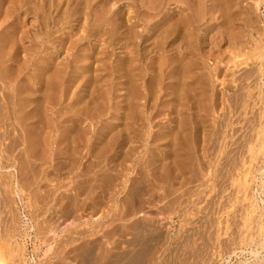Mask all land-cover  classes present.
<instances>
[{"label": "rangeland", "instance_id": "rangeland-1", "mask_svg": "<svg viewBox=\"0 0 264 264\" xmlns=\"http://www.w3.org/2000/svg\"><path fill=\"white\" fill-rule=\"evenodd\" d=\"M38 1L39 0H0V101L1 99L3 100L0 102V112L1 115L7 112V114L2 115L0 121L4 122L6 119L5 117H7L8 121L10 117L9 123L6 124H10L11 126L13 123V126L9 127L5 122H1L3 126H0V132L3 131L0 134V255L1 257L4 256L3 258L0 257V259L6 264H51V262L52 264H78V261H80L79 264H86L89 260L92 263L89 261L88 264H104L105 262V264H114L115 262H117L115 264H241V262H244L246 259H250L251 256L248 250L260 248L258 244H252L250 238H252L251 236L254 234L256 238L258 237L256 242L260 243L258 241L259 235L264 232V229L263 227L258 230L256 228L254 229V220L249 216L250 188H248L247 193L244 192L241 189V180L244 174H248V178H251L250 172H253L254 165L257 163L256 160L254 162L252 153L256 149L257 131L260 129L262 117L264 116V77L260 73L262 68L259 62L250 55L253 41H259V37L262 35L264 36V34H261V36L260 34H253L254 32L252 33L251 30V28H255L264 32L262 24L264 0H195L193 3H188L186 5L172 2L169 3V8H167L168 5L164 6V8L162 7L163 10L166 8L168 10L165 12L161 10L162 13L160 12V14L154 18L147 16L145 17V21L147 22L153 19L150 20L148 26H150L151 23L153 24H151V26H154V22H157V19L159 20L163 13H167L168 11L170 13L173 11L178 12V8L180 9L181 7L182 10L185 8L179 14L177 13L178 16H175L176 19L178 17V20H181L179 22V34H172V36L170 34H156L157 36H155V38V34H151L152 32H149V35L147 34L149 28H143L142 22L139 21L140 27L138 25L139 29H135H138L137 31H139L140 34H130L131 39L130 41H126V43V34H114V37L113 34L105 31V28H110V25H108L109 27L107 26L110 22H106L110 19L108 14L111 15L112 10L118 7L115 6L117 5L116 3L120 1L118 5H121L124 1L126 3H131L129 0H110V4L107 5V8L114 6L112 8L110 7V9H112L111 11L110 9L108 11L105 5L109 3V1L105 3L104 0H40L37 5ZM114 1H116L115 5L111 4L114 3ZM58 2L60 3V7ZM256 3H258L257 7ZM57 4L58 6H56ZM76 5L77 7H75ZM81 5H83V7H81ZM48 8H50L49 11ZM125 8L128 12L129 8L123 7L124 11ZM170 8L171 10H169ZM100 9H102V12ZM31 10H33L34 14ZM82 11H84L83 15L81 13ZM37 12L39 16H37ZM127 12L124 14L125 17L123 21L129 24L130 22H126ZM57 13L61 17L58 16ZM187 13L188 15H184ZM132 14L133 13H131V15ZM211 14L214 15L212 16ZM96 15L98 16L96 17ZM132 16L133 17H130L131 22H133L132 19L138 21L135 14ZM184 16L188 17L187 21ZM37 17L39 18L38 20ZM57 17L60 20L62 17L63 18L60 21L56 19ZM85 17H87V19ZM40 19H43V21H39ZM81 21L83 22L81 24L82 26L79 25ZM40 23L43 24L41 25ZM100 26L101 28H99ZM42 27H44V29ZM192 27L196 29L194 30ZM80 28L83 30L82 32L80 30L76 31ZM42 30L44 31L43 33ZM94 31H97L98 34ZM38 32L40 34H38ZM236 32L238 33L236 34ZM181 34L185 35V37ZM47 36L49 38H47ZM77 36L78 40H76ZM151 36L152 38L150 39ZM157 37H159V39ZM122 38L125 39L124 42H122ZM148 38L149 40H154L149 41ZM235 38L238 39L235 40ZM237 40H239L240 43ZM153 41L160 42V44L157 46V49L155 48L156 50L154 49V51L151 52L153 46H151V43ZM119 42L129 45L126 46L129 48H124V45L122 46ZM143 42H145V44ZM183 42H186V47L185 44L183 46ZM136 44H139V47H137ZM70 45L72 47H70ZM145 46L149 48V50L147 48L148 52L146 51L141 59L132 61V68H134L132 69L130 67L131 58L136 56V52L140 54L141 50L146 48ZM192 50H194V52ZM176 52H178V54ZM239 53L242 56L241 64L237 63V65H234V55H238ZM147 55L148 57H146ZM122 56L126 57L122 59ZM159 56L163 59L159 58ZM118 57L122 60L118 59ZM127 57L128 60H125ZM151 57H154L156 60ZM143 58H145V60H143ZM158 58L160 59V61L158 60L159 64L157 61ZM86 59L88 62H86ZM82 60L83 62H81ZM185 60L189 61L186 62ZM121 61L123 62L121 63ZM153 61L156 62L154 63ZM151 63H157L159 68L156 67L157 65H152ZM147 64L150 65L147 66ZM170 64L171 66L169 67ZM151 65L156 71L150 68ZM146 66L150 68L151 71ZM179 66H182V70ZM126 69H128V72ZM39 70L40 72L42 71L41 75ZM52 70H57L55 73L59 75L57 77L58 79L55 77V81H60L59 84L53 81L54 77L52 76ZM179 70L181 71L180 78H178L180 75ZM6 71H9L8 73L10 74L11 81L9 79L8 81L6 79L7 77L5 78L6 75H9ZM50 71L51 73H49ZM58 71L60 73H58ZM85 73L89 74L84 75ZM60 74H63V76ZM156 74L158 75L156 76ZM39 75L41 77H39ZM43 75L46 76L44 77ZM53 75H55L54 72ZM128 76L130 77L128 81L131 80L130 82H132V84L130 82L128 84ZM164 76L167 77L164 78ZM2 80L6 81L3 82ZM29 83H31V87ZM153 84L157 88L152 86ZM179 84H181L182 87L183 85L186 86L180 88L181 85L179 87ZM32 86L35 89H33ZM187 86L190 92H187L189 91L186 88ZM64 87H67V90H65ZM128 87L131 88V90ZM174 87L179 91L175 90ZM134 88L136 92L141 94L139 99L137 98L139 101H137V99L131 101L130 94ZM154 89L158 92L155 93ZM181 89H184L183 95H180L182 93H180ZM41 90L43 91L40 93ZM27 91L31 93H27ZM66 91L67 93H65ZM35 92L37 93L35 94ZM127 92H129V94ZM189 93L191 95L193 93L192 96H194V98H192ZM151 94L153 96H151ZM2 95L7 102L8 100L10 102L12 101L11 104H9L10 102L7 103ZM178 95H180L179 100L176 99ZM126 96L127 99H125ZM149 97L154 98L152 100ZM237 99L240 100H238L240 106ZM4 101L7 105L9 104L8 106L10 108L6 103L3 105ZM32 101L33 104H31ZM80 101L81 104H79ZM172 101H174V103ZM164 102L165 106L162 104ZM82 103H84V105H82ZM14 104L17 106L15 107ZM30 104L31 106H28ZM149 104H151V106ZM32 105H34V107H32ZM148 105L150 107L146 108ZM174 105H179V107L174 108ZM37 106L39 110H41L40 106H42L43 113L41 114V111L39 112L41 116L44 115L42 118L38 113V109L35 108ZM78 106L81 107V110L83 109V112L78 110L80 109ZM89 106L95 109L94 114L91 115H94L96 118V120H94L95 122L97 121L96 124H93V119L90 117L91 115L88 116L89 111H94V109L90 110L88 108ZM124 107L131 108V110L129 109L131 112L128 109V111L124 109ZM135 107L138 109L135 110ZM2 108L4 109L2 110ZM34 108L37 112L34 111ZM132 108L138 111V114L133 112L134 110L132 111ZM75 109L78 110L77 112H79V114L75 112ZM122 109L125 110V114H123L124 112ZM5 110L9 112H5ZM29 111L32 114L35 112L34 116L31 115ZM173 111L175 112V116ZM84 112L86 113L85 115ZM96 113L98 116H95ZM132 113L135 114L133 115ZM157 113L159 115H157V117L154 116ZM37 114L39 117L36 116ZM81 115H84L82 120ZM135 115L140 117H138V122ZM35 116L46 122L41 119L40 121L37 120L38 118L36 119ZM49 116L51 122L48 120ZM123 116L124 118L126 116L128 120L126 121V118L124 119ZM23 117H27L25 119H30L24 120ZM34 117L35 119L30 121L31 118ZM94 117L92 116V118ZM18 118L22 119L24 123L21 124V121L18 123L20 120ZM151 119L153 120L151 121ZM74 120L77 121V123H75ZM32 123H36L41 127L39 128L38 125L37 127L36 124V127H33ZM78 123L80 126H78ZM180 123H184L182 125V136H179L180 133L177 131V127L180 126ZM28 124L31 126H28ZM75 124H77L76 129L78 127L80 128V130H78L79 128L77 130L75 129L77 135L73 129ZM155 124L157 126H155ZM4 125L7 126L6 128L9 127V130L5 129ZM129 125H131L132 130ZM68 126L70 129H68ZM160 126H162V128H160ZM85 127H88L87 130ZM37 128L38 130H36ZM174 128H177V130ZM33 129L36 130L35 133L39 132L37 135L35 134L36 137H32L34 135ZM39 129H41V131L44 130L40 132ZM81 129H85V134ZM11 130H14L15 134L19 137L18 141L17 138L15 139L16 136L14 132L12 134ZM187 130L189 131L186 132ZM78 131L80 133L82 132L83 136ZM125 131L128 135L124 133ZM6 132H9L8 137L10 138H6ZM66 133H70L72 136L70 137L68 134V136H66ZM10 134L13 136V142L11 141L12 136ZM24 134L25 137L23 136ZM52 134H54V136ZM1 135L5 137L2 139ZM37 136L42 137L40 141ZM125 136H128L129 139ZM155 136L157 138L162 136L161 138L164 139L162 140L160 138L159 140H162L160 142L158 139H154ZM75 137H78L79 140H75ZM181 137L182 139L184 137L185 141H181ZM24 138H27L30 143ZM34 138H38L37 141H39V143H47V146L43 144L44 147H42L43 145L40 143L42 146L38 148L40 144L36 142ZM61 138H64L66 142L72 140V146L75 145L74 148L77 147L75 149L77 151H73V149L70 148L71 142L66 144ZM103 138H107V141ZM126 138L129 141L126 140ZM7 139H9L15 147L11 145V148L10 143L9 145L7 143ZM137 139L140 142L137 141ZM15 141L18 143H16L17 145ZM56 141L58 142L57 145H55ZM78 141L79 143H77ZM4 142L7 144V147ZM24 142L27 144V147ZM170 142L172 145H170ZM183 142H186V144ZM60 143H62V145ZM103 143H105V145ZM124 144L127 145L128 148ZM183 144L184 146L186 145V148ZM187 144L194 149L192 147L190 148ZM2 145L6 147V149ZM31 145L34 146V150L36 146L35 151L32 150L33 146L31 147ZM68 146L71 152H65L71 157H67V154L64 152ZM120 146L124 149H119ZM57 147L60 149L57 150ZM187 147L193 149V151ZM7 148H10V151L7 150ZM26 148L27 151H25ZM98 148H100L101 153L97 152ZM102 148L105 153H107H103L104 157H99L100 160L103 159V161L101 160V162L98 160V162L95 159H98L97 156L100 154L103 155ZM168 148L170 150L172 149V152L175 153L171 154ZM68 149L67 151H69ZM93 149L96 150V152H93ZM28 150H31V153H29ZM37 150H39V155H36ZM87 150L89 151L88 153ZM120 150L124 152V155ZM32 151L33 153L36 152L34 155L37 157H34ZM130 151L133 153H130ZM55 152H58L57 157L54 156L56 155ZM183 153L188 155H184ZM61 154H63V156ZM72 154L77 157H74ZM175 154L177 156L176 158ZM172 155H174L173 159L170 158ZM38 156H41L43 159H40ZM178 156H180L181 160ZM32 157L35 158L34 161ZM93 157L95 159H93ZM29 158H32V161H30L31 159ZM37 158H39L38 160L40 161H37ZM67 158L73 160L74 162L70 160L71 163L73 162L72 167L73 164L76 167L72 168ZM60 159H63V161ZM64 159H66V161ZM106 159L111 163L107 162L108 160ZM182 159L185 160L184 165L186 167L188 166V168L184 165L181 167V161L184 162ZM59 160L61 163H59ZM115 160L119 165L114 164ZM92 161L95 165H93L94 167L88 165H92ZM146 162L150 164H146ZM64 163L68 164L66 165L68 168H65ZM170 163H172V165ZM30 164L33 165L30 166ZM56 165L57 167L60 165L59 168L67 169L66 171L70 172V174H68V172L66 174L64 169L60 170L56 168ZM85 165L90 168H84L86 167ZM111 165L117 166V169L121 172L117 171L116 168H112V172L110 169L112 167ZM173 165H175V168ZM179 165L180 168H184L183 171L178 168ZM119 166H123L125 169ZM154 166H161L160 168H164L165 170L163 171L162 169V171H160V169H156ZM80 168H83L81 169L84 172L83 174L80 173L82 172ZM106 168L109 170L107 171ZM177 168L180 170L178 171ZM84 169H86V171L89 170V173ZM114 169H116L115 171L117 172H115ZM62 170L65 172H61ZM157 170L159 171L156 172ZM245 170H247V173H245ZM54 171L57 173L60 171L62 180H60V177L59 179L57 178L60 175ZM76 171H80L77 173L83 176L76 174ZM109 171L113 175L115 173V176L111 177L113 175H110ZM142 172L143 175L141 174ZM85 173L89 175L86 176ZM145 173L147 175H145ZM102 174L106 182H109L111 179L109 184L113 182L112 185L114 186H109V184L105 182V179L102 180ZM160 174H162V176H158ZM140 175L143 176V180L144 177L146 178L144 180L145 182L142 180L144 183L138 181L142 179ZM154 175L160 177L156 178L157 184L153 181L155 180ZM75 177L78 179H75ZM113 178L115 179L112 181ZM133 178L134 180H132ZM162 178L164 180H162ZM107 179L109 180L107 181ZM158 179L161 180V183L158 182ZM58 180L61 184L63 183L60 188H58L60 186V184H57V182H59ZM88 180L89 182L91 181L89 187L87 186ZM135 180L137 181L136 185L133 183ZM148 180L149 182L151 180L154 184L150 182L148 185ZM81 181L87 184L85 185L84 182ZM104 182L108 184L109 187H106ZM138 182L141 184L138 185ZM50 184L54 185L50 187L48 186ZM82 184L90 189L86 187L83 188L84 186ZM130 184H133V187H131L132 185ZM57 185L59 186L56 187ZM98 185L103 186L102 188L101 186L99 187L100 190L102 189L101 191L103 194H101V191L98 189ZM141 185L142 187L148 185V187L146 186L139 190L138 187ZM78 186L80 188H77ZM92 186L96 187L94 188L96 190L92 189ZM150 186L152 188L154 187V190L151 188L150 191ZM110 187L113 190H111ZM134 187L138 188L139 193H142L143 189L145 190L144 192L148 189L147 191H149V193L146 192L147 194L144 193L145 195H143V193L137 195L138 191L136 192ZM106 188L110 189V191ZM128 188H133V190H135L131 191L129 189L132 193L136 192L135 195L137 198L139 196V203L138 200H135L136 202L134 201L136 198V196H133L134 193L130 194V192H127L129 191ZM53 189L55 192H53ZM86 189H88V191ZM91 189L94 193H91ZM74 190L76 192L78 190L81 192L86 190L87 192L84 191L85 193H83L86 194V196L88 194L89 200L88 196L86 197L82 193V195L85 196L84 201V196L82 197L80 192V194H78V192L76 193ZM62 192L65 196L61 195ZM104 192H106L107 195ZM75 194L78 199H76ZM128 194L132 195L131 197H133L132 200L135 204H133V202L131 204L130 201L132 200H130L131 197ZM69 195L75 197L74 199L76 200L74 201ZM262 195L264 196V193ZM69 197L73 201H71ZM67 198H69V201L72 202L73 205L68 202ZM62 199L63 201H61ZM99 200L100 203L98 205ZM80 202H82L83 206ZM87 204L94 205V209H92L90 205L87 207ZM131 206L133 208H131ZM79 207L82 208V210H80ZM86 208H88L89 211L86 210ZM68 209H73L74 213ZM62 210H64V213ZM66 212L71 215H66ZM84 212H90V214L88 213L86 215ZM66 220L67 224L65 225ZM42 221L45 222L42 223ZM97 225L98 227H96ZM94 227L95 230H93ZM133 227L137 229H133ZM41 229L43 232H41ZM96 229L98 231H96ZM114 229H116V231ZM79 231H83L85 234L82 233L86 237L83 234L80 235L81 232ZM12 232L14 234H12ZM36 232H39V234ZM70 232H76V236L72 234V237H70ZM44 233L46 237L43 236ZM108 234H111V236ZM37 235L39 236L37 237ZM103 235L106 237L104 238ZM48 237L50 239H48ZM73 237L78 239H76L77 242ZM46 238L48 241L45 240ZM62 239L63 241L65 240L63 243ZM106 239H108V241ZM96 240H99V242ZM112 240L116 241H114L115 243H113V245L116 244L115 247L117 249L110 244ZM67 241H71L70 244L66 243ZM64 243H66L67 246ZM58 244L65 246H63V248L60 246L59 249ZM102 244H104V247ZM57 245L59 250L57 249ZM85 245L86 253L84 251ZM89 246L90 248L88 249ZM91 246L95 247V252ZM101 247L106 250H103ZM82 248L84 249L82 250ZM91 248L95 256L92 255ZM99 249H102V251H99L98 254L97 251ZM109 249L111 250L109 251ZM60 250L61 252L59 253ZM87 251H90V257L92 256L94 259L88 256ZM74 252H77L76 255H78L76 256ZM103 252L105 253L100 254ZM111 253L113 256L110 255ZM79 254L82 255L81 257L84 256V259H82L84 262L81 260V257H79ZM85 254L88 256L87 258H85ZM99 255L104 256V258L99 257ZM97 257L99 259H96ZM52 258H54V261ZM12 259L13 262H11ZM48 259H51L50 263H48L50 261ZM100 259H102V262ZM71 261H73V263H71Z\"/></svg>", "mask_w": 264, "mask_h": 264}, {"label": "bare ground", "instance_id": "bare-ground-1", "mask_svg": "<svg viewBox=\"0 0 264 264\" xmlns=\"http://www.w3.org/2000/svg\"><path fill=\"white\" fill-rule=\"evenodd\" d=\"M39 1H40V0H39ZM39 1H38L37 5L39 4ZM56 1H57V0H56ZM58 1H59V0H58ZM92 1H94V0H92ZM104 1H105V3H107V2L109 1V3L105 4V5H106V8H107V5L110 4V0H104ZM129 1H131V3H129V2L126 3V2L124 1L125 3L122 2L121 5H118V4H120L121 1H120L119 3H116V1H114V3H111V4H114V5H115V3H116L117 5H115V6H118V7H117L115 10L110 9V7L112 8V7H114V6H110L109 8H107L108 11H109V9H110V11L112 10V13H111V15L108 14V16H110V19H108L107 22H106V23L110 22V23L107 24V26L110 25V28H109V29L105 28V31H107V32H109V33H111V34H113V36H114V34H126V35H127V36H126V37H127V38H126L127 40L123 39L124 37L122 38V39H123L122 42H124V40H125V43H126V41H130V39H131L130 34H140V32L137 31V30L139 29V28H138L139 21L142 22L143 28H145V27H146V28H149V29L147 30V34L149 35V32H152L151 34H155L154 37L157 36L156 34H161V35H162V34H166V35H167V34H170L171 36H172V34H179V28H180L179 22H180L181 20H180V19L178 20V17H177V19H176L175 16H178L177 13L179 14L181 11H183V10L185 9V8H184V9L182 10V8L180 7V5H179L180 9L178 8V10H179L178 12H177V11H176V12L173 11L172 13H170V12L168 11L167 13H163V15L159 18V20L157 19V22H154V23H155L154 26H151L152 23L150 24V26H148V23L150 22V20H153V19H150L149 21L146 22V21H145V17H147V16L150 17V16H151V17L154 18V17L158 16V15L160 14V12L162 13V11H161V10H163L162 7L164 8V6H167V5H168L167 8H169V3H172V2H173V3H175V4L186 5V4H188V3H190V4L193 3L195 0H129ZM207 1H208V0H207ZM207 1H205V2H207ZM261 1H262V0H261ZM54 2H55V1H54ZM75 2H76V1H75ZM58 3H59V2H58ZM26 4H27V3H26ZM28 4H29V2H28ZM48 4H49V3H48ZM48 4H47V5H48ZM66 4H67V3H66ZM86 4H87V3H86ZM95 4H96V3H95ZM101 4H102V3H101ZM257 4H258V3H256V7L258 6ZM64 5H65V3H64ZM97 5H99V4H97ZM170 5H171V4H170ZM172 5H173V4H172ZM263 5H264V4H263ZM56 6H58V4H57ZM99 6H100V5H99ZM102 6H103V5H102ZM102 6H101V7H102ZM176 6H177V5H176ZM176 6H174V7H176ZM59 7H60V3H59ZM75 7H77V5H76ZM81 7H83V5H81ZM123 7H127V8H129L130 11H129V9H128V12H127V11H126V8H125V11H124V10H123ZM172 7H173V6H172ZM177 7H178V6H177ZM33 8H34V7H33ZM62 8H64V7H62ZM165 8H166V7H165ZM167 8H166L165 10H163V11L165 12L166 10H168ZM262 8H263V7H262ZM30 9H31V7H30ZM40 9H41V8H40ZM49 9H50V8H48V11H49ZM94 9H95V7H94ZM96 9H97V8H96ZM28 10H29V9H28ZM56 10H57V9H56ZM61 10H63V9H61ZM61 10H59V11H61ZM73 10H74V9H73ZM83 10H84V9H83ZM100 10H101V12H102V9H100ZM169 10H171V8H170ZM173 10H174V9H173ZM175 10H176V9H175ZM211 10H212V9H211ZM31 11H32V13H33V10H31ZM36 11H37V10H36ZM41 12H42V11H41ZM83 12H84V11L81 12L82 15H83ZM125 12H127L128 15H131V13L135 14L136 18H138V21H134V19H132L133 22H131V18H130V17H133V16H132L133 14H132L131 16H128V15L126 14V17H127L126 22H130V23H129V24H128V23H124L125 21H123V19H124V17H125V16H124ZM211 12H212V11H211ZM30 13H31V12H30ZM32 13H31V14H32ZM33 14H34V13H33ZM33 14H32V15H33ZM37 14H38L37 16H39V13H38V12H37ZM46 14H47V13H46ZM74 14H75V13H74ZM84 14H85V13H84ZM94 14H95V13H94ZM29 15H30V14H29ZM57 15H58V13H57ZM61 15H62V14H61ZM64 15H65V14H64ZM106 15H107V14H106ZM184 15H188V13H187V14H184ZM211 15L213 16L214 14H211ZM211 15H210V16H211ZM261 15H262V14H261ZM48 16H49V15H48ZM58 16H60V15H58ZM84 16H85V15H84ZM97 16H98V15H96V17H97ZM100 16H101V14H100ZM102 16H103V15H102ZM104 16H105V15H104ZM212 16H211V17H212ZM49 17H50V16H49ZM60 17H61V16H60ZM71 17H72V15H71ZM93 17H95V16H93ZM184 17H186V21H187V20H188V19H187L188 17H187V16H184ZM35 18H36V17H35ZM40 18H42V17H40ZM62 18H63V17H62ZM62 18H61V20H62ZM85 18L87 19V17H85ZM181 18H182V17H181ZM38 19H39V18L37 17V20H38ZM43 19H44V18H43ZM43 19H40L39 21H41V20L43 21ZM54 19H55V18H54ZM56 19H59V18L57 17ZM80 19H81V17H80ZM83 19H84V18H83ZM93 19H94V18H93ZM100 19H101V18H100ZM148 19H149V18H148ZM148 19H147V20H148ZM184 19H185V18H184ZM191 19H192V18H191ZM261 19H262V18H261ZM49 20H50V18H49ZM59 20H60V19H59ZM61 20H60V21H61ZM64 20H65V19H64ZM70 20H71V19H70ZM98 20H99V19H98ZM182 20H183V19H182ZM35 21H36V20H35ZM42 21H41V22H42ZM55 21H56V20H55ZM57 21H58V20H57ZM60 21H58V22H60ZM82 21H84V20H82ZM82 21H81V23H80L79 25H81V24L83 23ZM189 21H192V20H189ZM44 22H45V20H44ZM94 22H95V21H94ZM152 22H153V21H152ZM257 22H258V21H257ZM259 22H260V21H259ZM84 23H85V22H84ZM106 23H105V24H106ZM170 23H171V24H170ZM185 23H186V22H185ZM193 23H194V22H193ZM40 24L42 25L43 23H40ZM49 24H50V23H49ZM58 24H59V23H58ZM68 24H69V23H68ZM70 24H71V23H70ZM248 24H249V23H248ZM250 24H251V23H250ZM262 24H263V28H264V14H263ZM50 25H51V24H50ZM54 25H55V24H54ZM56 25H57V22H56ZM92 25H93V24H92ZM94 25H95V24H94ZM97 25H98V24H97ZM100 25H101V24H100ZM152 25H153V24H152ZM81 26H82V25H81ZM254 26H255V25H254ZM44 27H45V26H44ZM44 27H42V28L44 29ZM53 27H54V26H53ZM55 27H56V26H55ZM76 27H77V26H76ZM83 27H84V26H83ZM108 27H109V26H108ZM139 27H140V25H139ZM189 27H190V26H189ZM255 27H257V26H255ZM42 28H41V29H42ZM81 28H82V27H81ZM81 28H80V29H77L76 31L80 30V31L82 32L83 30H82ZM92 28H93V27H92ZM99 28H101V26H100ZM135 28H138V29L136 30ZM73 29H74V28H73ZM190 29H191V28H190ZM192 29L195 30L196 28H193V27H192ZM100 30H101V29H100ZM102 30H103V29H102ZM143 30H144V29H143ZM251 30H252V33L254 32L253 34H260V36H261V34H264V32H263V31H260L259 29H255V28L253 29V28H251ZM38 31H39V30H38ZM92 31H93V30H92ZM182 31H183V30H182ZM43 32H44V31L42 30V33H43ZM49 32H51V31H49ZM72 32H73V31H72ZM74 32H75V31H74ZM94 32L97 33V31H94ZM101 32H102V31H101ZM191 32H192V31H191ZM76 33H77V32H76ZM88 33H89V32H88ZM102 33H103V32H102ZM102 33H101V34H102ZM182 33H183V32H182ZM237 33H238V32H236V34H237ZM38 34H40V33L38 32ZM49 34H50V33H49ZM51 34H53V33L51 32ZM69 34H70V33H69ZM71 34H72V33H71ZM73 34H74V33H73ZM79 34H80V33H79ZM97 34H98V33H97ZM99 34H100V32H99ZM147 34H146V35H147ZM192 34H194V33H192ZM211 34H212V33H211ZM234 34H235V33H234ZM13 35H14V34H13ZM47 35H48V34H47ZM181 35H182V34H181ZM188 35H189V34H188ZM102 36H103V34H102ZM122 36H123V35H122ZM137 36H138V35H137ZM137 36H136V37H137ZM143 36H144V35H143ZM182 36L185 37V35H182ZM182 36H181V37H182ZM82 37H83V36H82ZM105 37H106V36H105ZM114 37H115V36H114ZM144 37H145V36H144ZM168 37H169V36H168ZM191 37H193V36H191ZM250 37H251V36H250ZM47 38H49V37L47 36ZM137 38H138V37H137ZM151 38H152V36L150 37V39H151ZM155 38H156V37H155ZM157 38L159 39V37H157ZM189 38H190V37H189ZM259 38H260L259 41H255V40L253 41L252 51H251V54H250V55H251L252 57H254V58L256 59V61L259 62L260 66H261V68H262V69L260 70V73H261V75L264 77V36L262 35V36L259 37ZM40 39L42 40L41 37H40ZM132 39H133V38H132ZM144 39H145V38H144ZM144 39H143V41H144ZM158 39H157V41H158ZM183 39H184V38H183ZM236 39H238V38H235V40H236ZM45 40H47V39H45ZM76 40H78V36H77V39H76ZM76 40H75V41H76ZM111 40H112V39H111ZM134 40H137V39H134ZM148 40H149V38H148ZM148 40H147V41H148ZM152 40H154V39H152ZM152 40H149V41H152ZM160 40H161V39H160ZM169 40H170V39H169ZM190 40H191V39H190ZM232 40H233V39H232ZM232 40H231V42H232ZM106 41H107V40H106ZM157 41H153L152 43L150 42V43H151V46L153 45L152 48H151V52H153L155 48L157 49V46L160 44V42L158 43ZM182 41H183V40H182ZM237 41L239 42V40H237ZM251 41H252V39H251ZM116 42H117V41H116ZM135 42H136V41H135ZM161 42H162V41H161ZM180 42H181V41H180ZM192 42H193V41H192ZM241 42H242V41H241ZM106 43H107V42H106ZM119 43H121V42H119ZM119 43H118V44H119ZM136 43H137V42H136ZM143 43L145 44V42H143ZM143 43H142V44H143ZM146 43H147V42H146ZM170 43H171V42H170ZM185 43H186V42H185ZM185 43L183 42V46H184ZM233 43H234V41H233ZM239 43H240V42H239ZM72 44H73V43H72ZM121 44H122V43H121ZM173 44H174V43H173ZM241 44H242V43H241ZM106 45H107V44H106ZM123 45H124V48H125L126 46H129V45H127V44H126V45H125V44H122V46H123ZM130 45H131V44H130ZM164 45H166V44H164ZM174 45H175V44H174ZM187 45H188V44H187ZM242 45H243V44H242ZM245 45H246V44H245ZM79 46H80V45H79ZM117 46H118V45H117ZM136 46L139 47V44H136ZM141 46H142V45H141ZM146 46H147V45H146ZM146 46H145V47H146ZM151 46H150V47H151ZM243 46H244V45H243ZM70 47H72V46L70 45ZM109 47H110V45H109ZM113 47H114V46H113ZM115 47H116V45H115ZM131 47H134V46H131ZM162 47H163V46H162ZM162 47H161V48H162ZM174 47H175V46H174ZM185 47H186V44H185ZM110 48H111V47H110ZM126 48H129V47H126ZM134 48H136V47H134ZM147 48H148V47H146V48H144V49L142 48L143 50H141V53H140V54H138L137 52H136V53L134 52V53L136 54V56H135L134 58H131V66H130L131 68H132V61L141 59V58H142V55H144L146 51L148 52L149 48H148V50H147ZM158 48H159V47H158ZM175 48H177V47H175ZM156 49H155V50H156ZM173 49H174V48H173ZM178 49H179V48H178ZM186 49H187V48H186ZM194 49H195V48H194ZM124 50H127V49H124ZM158 50H159V49H158ZM159 51H160V50H159ZM161 51H162V50H161ZM176 51H177V50H176ZM192 51L194 52V50H192ZM127 52H128V51H127ZM124 53H125V52H124ZM131 53H132V52H131ZM155 53H156V52H155ZM157 53H158V52H157ZM162 53H163V51H162ZM176 53L178 54V52H176ZM151 54H152V53H151ZM129 55H130V54H129ZM159 55H161V54H159ZM172 55H173V54H172ZM161 56H162V55H161ZM161 56H159V58H162ZM168 56H169V55H168ZM125 57H126V56H124V57L122 56L121 58L124 59ZM146 57H148V55H147ZM154 57H155V56H154ZM154 57H153V58L151 57V58L154 59V60H156ZM172 57H173V56H172ZM121 58L118 57V59L122 60ZM129 58H130V57H129ZM159 58L157 59V61H158V60L160 61ZM249 58H250V57H249ZM0 59H1V56H0ZM81 59H82V58H81ZM146 59H147V58H146ZM162 59H163V58H162ZM241 59H242V56H241L240 53H239L238 55L235 54V55H234V60H233V62L235 63L234 65H237V63H240V64H241ZM2 60H3V59H2ZM125 60H128V57H127V59H125ZM143 60H145V58H143ZM189 60H190V59H189ZM189 60H187V61H189ZM248 60H249V59H248ZM75 61H76V60H75ZM159 61H158V64H159ZM162 61H163V60H162ZM185 61H186V60H185ZM187 61H186V62H187ZM0 62H1V60H0ZM81 62H83V60H82ZM84 62H85V59H84ZM86 62H88L87 59H86ZM122 62H123V61H121V63H122ZM124 62H125V61H124ZM150 62H151V61H150ZM153 62L155 63L156 61H153ZM179 62H180V61H179ZM77 63H78V62H77ZM125 63H126V62H125ZM136 63H137V62H136ZM136 63H135V64H136ZM144 63H145V61H144ZM154 63H153V64L151 63V64H152V65H157V63H156V64H154ZM161 63H162V62H161ZM161 63H160V64H161ZM103 64H104V63H103ZM103 64H102V66H103ZM137 64H138V63H137ZM164 64H165V63H164ZM168 64H169V63H168ZM125 65H126V64H125ZM148 65H150V64H147V66H148ZM152 65H151V66H152ZM104 66H105V65H104ZM136 66H137V65H136ZM147 66H146V67H147ZM151 66H150V68H153V66H152V67H151ZM160 66H161V65H160ZM170 66H171V64L169 65V67H170ZM119 67H120V66H119ZM125 67H126V66H125ZM154 67H155V66H154ZM156 67H158V65H157ZM156 67H155V68H156ZM180 67H181V68H180ZM136 68H137V67H136ZM138 68H139V67H138ZM147 68H148V67H147ZM150 68H148V69L151 71ZM158 68H159V67H158ZM158 68H157V69H158ZM179 68L182 70V66H179ZM52 69H53V68H52ZM58 69H60V68H58ZM83 69H84V68H83ZM113 69H114V68H113ZM132 69H134V68H132ZM153 69H154V68H153ZM42 70H43V69H42ZM106 70H107V68H106ZM114 70H115V69H114ZM154 70H155V69H154ZM164 70H166V69H164ZM186 70H187V69H186ZM193 70H194V69H193ZM239 70H240V69H239ZM43 71H44V70H43ZM104 71H105V70H104ZM122 71H123V70H122ZM124 71H125V70H124ZM126 71L128 72V69H126ZM135 71H136V69H135ZM137 71H138V70H137ZM155 71H156V70H155ZM157 71H158V70H157ZM179 71H180V70H179ZM6 72L8 73L9 71H6ZM39 72H40V70H39ZM41 72H42V71H41ZM41 72H40V75L42 74ZM53 72H54L55 75H53ZM55 72H57V70H56V71H55V70H52V76L54 77V80H53V81H54L56 84H59L60 81H58V80H57V82L55 81V80H56L55 77L57 78L59 74L57 75ZM138 72H139V71H138ZM158 72H160V71H158ZM158 72H157V73H158ZM7 73H5V74H7ZM43 73H44V72H43ZM46 73H47V72H46ZM46 73H45V74H46ZM49 73H51V71H50ZM58 73H60V72L58 71ZM152 73H154V72H152ZM155 73H156V72H155ZM180 73H181V71L179 72V74H180ZM8 74H9V73H8ZM47 74H48V73H47ZM87 74H89V73H87ZM87 74L85 73L84 75H87ZM115 74H116V73H115ZM117 74H118V73H117ZM127 74H128V73H127ZM166 74H167V73H166ZM40 75H39V77H41ZM60 75L63 76V74H60ZM138 75H140V74H138ZM152 75H153V74H152ZM157 75H158V74H156V76H157ZM8 76H9V78H8ZM43 76H44V75H43ZM45 76H46V75H45ZM45 76H44V77H45ZM50 76H51V75H50ZM52 76H51V78H52ZM149 76H151V75H149ZM156 76H155V77H156ZM167 76H169V75H167ZM167 76H164V78L167 77ZM6 77H7V78H6ZM44 77H43V78H44ZM128 77H129V76H128ZM128 77H127V78H128ZM135 77H137V76H135ZM155 77H153V78H155ZM169 77H171V76H169ZM180 77H181V74L178 76V78H180ZM1 78H2V76H1ZM5 78H6L7 80H8V79L10 80V74H9V75H6ZM36 78H37V77H36ZM132 78H133V77H132ZM158 78H159V77H158ZM44 79H46V78H44ZM44 79H43V80H44ZM52 79H53V78H52ZM57 79H58V78H57ZM129 79H130V77L127 79V81H128ZM149 79H150V78H149ZM155 79H156V78H155ZM155 79H154V80H155ZM262 79H263V78H262ZM9 80H8V81H9ZM59 80H61V79H59ZM164 80H165V79H164ZM186 80H187V78H186ZM189 80H190V79H189ZM2 81L5 82L6 80H5V81L2 80ZM2 81H1V82H2ZM10 81H11V80H10ZM130 81H131V80H130ZM130 81H128V84H129ZM149 81H150V80H149ZM3 82H2V83H3ZM139 82H140V81H139ZM154 82H156V81H154ZM154 82H153V83H154ZM177 82H178V81H177ZM179 82H180V81H179ZM11 83H12V82H11ZM94 83H95V82H94ZM130 83L132 84V82H130ZM27 84H28V83H27ZM30 84H31V83H29V85H30ZM119 84H120V83H119ZM119 84H118V85H119ZM150 84H151V83H150ZM150 84H149V86H150ZM154 84H155V83H154ZM154 84H153L152 86H154ZM43 85H44V84H43ZM156 85H157V83H156ZM164 85H166V84H164ZM164 85H163V86H164ZM180 85H181V84H179L178 86L180 87ZM50 86H51V85H50ZM119 86H120V85H119ZM122 86H123V85H122ZM127 86H129V85H127ZM127 86H126V87H127ZM141 86H142V85H141ZM167 86H168V85H167ZM169 86H170V85H169ZM185 86H186V85H183V87H185ZM30 87H31V85H30ZM51 87H52V86H51ZM154 87H156V86H154ZM171 87H172V86H171ZM175 87H176V86H175ZM175 87H174V88H175ZM179 87H178V88H179ZM183 87H182V85H181L180 88H183ZM20 88H23V87H20ZM32 88H33V86H32ZM64 88H65V87H64ZM66 88H67V87H66ZM66 88H65V90H67ZM128 88H129V87H128ZM128 88H127V89H128ZM132 88H133V86H132ZM156 88H157V87H156ZM166 88H167V87H166ZM186 88H187V90H189V89H188V86H187ZM190 88H191V86H190ZM13 89H14V88H13ZM33 89H35V88H33ZM42 89H43V88H42ZM62 89H63V88H62ZM95 89H96V88H95ZM127 89H126V90H127ZM129 89L131 90V88H129ZM139 89H140V88H139ZM162 89H163V88H162ZM15 90H16V88H15ZM154 90H155V89H154ZM175 90H177V89L175 88ZM23 91L26 92L25 90H23ZM42 91H43V90H41L40 93H41ZM61 91H62V90H61ZM88 91H89V89H88ZM128 91H129V90H128ZM177 91H179V90H177ZM183 91H184V89H181L180 93H181V92H182V93H181L180 95H183V94H184ZM62 92H63V91H62ZM62 92H61V93H62ZM129 92H130V91H129ZM129 92H127V93L129 94ZM152 92L154 93L153 90H152ZM156 92H158V91L155 90V93H156ZM174 92H175V91H174ZM187 92H190V90L187 91ZM191 92H194V91H191ZM16 93H17V92H16ZM27 93H31V92H28V91H27ZM36 93H37V92H35V94H36ZM65 93H67V91H66ZM150 93H151V92H150ZM25 94H26V93H25ZM47 94H48V93H47ZM176 94H177V93H176ZM176 94H175V95H176ZM189 94H190V93H189ZM16 95H17V94H16ZM61 95H62V94H61ZM63 95H65V94H63ZM140 95H141V94L138 93V92H136V91H135V88H134V90H133L132 93L130 94L131 101H133V100H135V99H137V98L139 99V96H140ZM180 95H178L176 99L179 100V99H180V98H179ZM190 95H191V94H190ZM192 95H193V93H192ZM192 95H191V97L194 98V96H192ZM151 96H153V95L151 94ZM154 96H155V94H154ZM165 96H166V95H165ZM2 97H3V95H2ZM175 97H176V96H175ZM191 97H190V98H191ZM0 98H1V97H0ZM3 98L5 99V97H3ZM88 98H89V97H88ZM105 98H106V96H105ZM149 98L153 100L154 97H149ZM167 98H168V96H167ZM89 99H90V98H89ZM125 99H127V96H126ZM138 99H137V101H139ZM156 99H157V98H156ZM22 100H23V99H22ZM35 100H36V99H35ZM35 100H33V101H35ZM92 100H93V99H92ZM92 100H91V101H92ZM152 100H151V101H152ZM160 100H161V99H160ZM190 100H193V99H190ZM238 100H239V99H237V102H238V104H239V101H240V100H239V101H238ZM1 101H3V100L1 99ZM1 101H0V102H1ZM5 101H6V99H5ZM5 101H4L3 105L7 102V101H6V102H5ZM26 101H28V100H26ZM33 101L31 102V104H33ZM43 101H44V100H43ZM125 101H126V100H125ZM174 101H175V100H174ZM174 101H172V102L174 103ZM176 101H177V100H176ZM9 102H10V101L8 100L7 103H9ZM11 102H12V101H11ZM11 102H10L9 104H11ZM37 102H38V101H37ZM37 102H36V103H37ZM126 102H127V101H126ZM141 102H142V101H141ZM141 102H139V103H141ZM149 102H150V101H149ZM166 102H167V101H166ZM177 102H178V101H177ZM177 102H176V105H177ZM190 102H192V101H190ZM7 103H6V105H7ZM22 103H23V102H22ZM34 103H35V102H34ZM40 103H41V102H40ZM43 103H44V102H43ZM78 103H79V102H78ZM122 103H123V102H122ZM124 103H125V102H124ZM150 103H152V102H150ZM9 104H8V105H9ZM15 104H16V103H15ZM15 104H14V106H15ZM25 104H26V103H25ZM31 104L28 105V106H31ZM79 104H81V101H80ZM119 104H120V103H119ZM162 104L164 105L165 102L162 103ZM3 105H2V106H3ZM8 105H7V106H8ZM34 105H35V104H34ZM34 105H32V107H34ZM36 105H37V104H36ZM82 105H84V103H82ZM82 105H80V106H82ZM149 105L151 106V104H149ZM149 105H148V107H146V108H149V107H150ZM166 105H167V103H166ZM176 105H174V108L179 107V105H178V106H176ZM0 106H1V104H0ZM16 106H17V105H16ZM16 106H15V107H16ZM38 106H39V105H38ZM38 106L35 107V108L38 109ZM42 106H43V105H42ZM42 106H40V107H41V110L38 109V113H39L40 111H41V114L43 113V112H42V111H43V110H42ZM97 106H98V105H97ZM127 106H129V105H127ZM127 106H126V107H127ZM135 106H136V105H135ZM164 106H165V105H164ZM164 106H161V107H164ZM175 106H176V107H175ZM183 106H184V105H183ZM239 106H240V104H239ZM3 107L8 108L9 106H8V107L3 106ZM40 107H39V108H40ZM78 107H79V106H78ZM98 107H100V106H98ZM98 107H97V108H98ZM129 107H130V106H129ZM132 107H133V106H132ZM167 107H168V106H167ZM167 107H166V108H167ZM185 107H187V106H185ZM9 108H10V107H9ZM35 108H34V111H35ZM75 108H76V107H75ZM79 108H80V109H78V108H77V109L80 110V111L83 110V109L81 110V107H79ZM83 108H85V107H83ZM88 108H89L90 110H93V109H94V108L92 109V107L90 108V106H89ZM133 108H134V107H133ZM133 108H132V111L134 110ZM141 108H142V107H141ZM238 108H239V107H238ZM0 109H1V107H0ZM3 109H4V108H2V110H3ZM14 109H15V108H14ZM27 109H28V108H27ZM32 109H33V108H32ZM99 109H100V108H99ZM104 109H105V108H104ZM104 109H103V110H104ZM124 109H126V110H127V109L129 110V109H130V110H131V108H125V107H124ZM124 109H122V111L124 112L123 114L126 113ZM136 109H138V108L135 107V110H136ZM164 109H165V108H164ZM183 109H184V108H183ZM186 109H187V108H186ZM8 110H9V109H8ZM8 110H5V112L8 111ZM46 110H47V108H46ZM75 110H76V109H75ZM78 110H76L75 112L79 114V112H77ZM84 110H85V109H84ZM128 110H127V111H128ZM130 110H129V111H130ZM135 110H134L133 112H136V114H138V113H137L138 111H135ZM174 110H175V109H174ZM181 110H182V109H181ZM30 111H31V110H30ZM30 111H29V113H30L31 115H33V116H34L35 112H37V110H36V111L32 114ZM85 111H86V110H85ZM99 111H100V110H99ZM157 111H158V110H157ZM157 111H156V112H157ZM175 111H176V110H175ZM177 111H179V110H177ZM185 111H186V110H185ZM190 111H191V110H190ZM8 112H9V111H8ZM82 112H83V111H82ZM82 112H81V114H82ZM90 112H91V113H90ZM94 112H95V109H94V111H89V112H88V113H89L88 116H90L91 114H94ZM130 112H131V111H130ZM182 112H183V111H182ZM186 112H187V111H186ZM160 113H161V112H160ZM169 113H170V112H169ZM171 113H172V112H171ZM176 113H177V112H176ZM5 114H7V112H6ZM5 114H2V115H5ZM9 114H10V113H9ZM85 114H86V113L84 112V115H85ZM123 114H122V115H123ZM132 114L134 115L135 113H132ZM173 114H174V116H175V112H174V111H173ZM0 115H1V112H0ZM2 115H1L0 118H2ZM26 115H27V114H26ZM26 115H25V116H26ZM39 115H40V113H39ZM39 115L37 114L36 116L39 117ZM47 115H48V114H47ZM84 115H83V116H84ZM99 115H100V114H99ZM133 115H132V116H133ZM157 115H159V114L157 113V114L154 115V116L157 117ZM170 115H171V114H170ZM177 115H178V113H177ZM183 115H184V113H183ZM183 115H181V116H183ZM9 116H11V115H9ZM9 116H8V117H9ZM33 116H30V117H33ZM36 116H35V117H36ZM42 116H44V115H42ZM42 116L40 115L41 118H42ZM81 116H82V115H81ZM83 116L81 117V120L83 119ZM92 116L94 117V115H91V116H90L91 119H93V124H94V123L96 124L97 121H96V122L94 121V120H96V118H95V117L92 118ZM95 116H98L97 113H96ZM136 116H137V115H135V118L137 119V122H138V117H139V116H137V117H136ZM151 116H152V114H151ZM4 117H5V116H4ZM35 117H34V118H31L30 121H32L33 119H35ZM38 117H36V119H37ZM176 117L179 118L178 116H176ZM5 118H6L5 121H4L5 124H6V123H9L8 121H10L11 118L9 117L8 121H7V117H5ZM23 118H24V117H23ZM25 118H27V117H25ZM25 118H24V120H29V119H30V118H29V119H25ZM41 118H38L37 120L40 121ZM79 118H80V117H79ZM123 118H124V116H123ZM125 118H126V116H125ZM125 118H124V119H125ZM128 118H129V117H128ZM133 118H134V117H133ZM139 118H140V117H139ZM151 118H153V117H151ZM18 119H20V118H18ZM43 119H44V117H43ZM124 119H123V120H124ZM141 119H142V118H141ZM186 119H187V117H186ZM3 120H4V119H3ZM37 120H36V121H37ZM41 120H42V119H41ZM48 120H50V116H49V119H48ZM75 120H76V119H75ZM75 120H74V121H75ZM81 120H80V121H81ZM115 120H116V119H115ZM127 120H128V119L126 118V121H127ZM129 120H130V119H129ZM143 120H144V119H143ZM152 120H153V119H151V121H152ZM176 120H177V119H176ZM6 121H7V122H6ZM20 121H21V124L24 123V121L22 122V119H20L18 123H20ZM42 121H45V120H42ZM42 121H41V122H42ZM74 121H73V122H74ZM77 121H78V119H77ZM77 121H75V123H77ZM84 121H85V120H84ZM130 121H131V120H130ZM132 121H133V120H132ZM177 121H178V120H177ZM1 122H3V121H0V126H3V124H1ZM4 122H3V123H4ZM41 122H40V123H41ZM45 122H46V121H45ZM50 122H51V120H50ZM52 122H53V121H52ZM56 122H57V121H56ZM73 122H72V124H73ZM85 122H86V121H85ZM122 122H123V121H122ZM174 122H175V121H174ZM37 123H38V121H37ZM129 123H130V122H129ZM175 123H177V122H175ZM187 123H188V122H187ZM12 124H13V123H12ZM12 124H11V126H13ZM26 124H27V123H26ZM32 124H33V123H32ZM35 124H36V123H35ZM35 124H33V127L35 126ZM78 124H79V123H78ZM89 124H90V123H89ZM171 124H172V123H171ZM183 124H184V123H183ZM183 124L180 123V126H179V127H177L178 125L175 124V125H177L176 127L178 128V130H177V128H174V129H176V130L178 131V133H180L179 136H182L181 133L183 132V126H182ZM6 125H7V124H6ZM6 125H4V126H5V129H8L9 127H11L10 124H8L7 126H9V127L6 128V127H7ZM37 125H38V124H36V126H37ZM40 125H41V124H40ZM43 125H44V123H43ZM76 125H77V124H75V126H74L75 128L73 127L74 132H75V129H76ZM122 125H123V123H122ZM148 125H149V124H148ZM172 125H173V124H172ZM23 126H24V125H23ZM28 126H31V125L28 124ZM36 126H35V127H36ZM38 126H39V125H38ZM38 126H37V127H38ZM78 126H80V124H79ZM87 126H88V125H87ZM94 126H95V125H94ZM125 126H126V124H125ZM125 126H124V127H125ZM129 126H130V128H131V125H129ZM133 126H135V125H133ZM155 126H157V125L155 124ZM14 127H15V126H14ZM40 127H41V126H39V128H40ZM57 127H58V125H57ZM82 127H84V126H82ZM90 127H91V126H90ZM138 127H139V126H138ZM30 128H31V127H30ZM71 128H72V127H71ZM78 128H79V127H78ZM78 128H77V129H78ZM85 128H86V127H85ZM87 128H88V127H87ZM87 128H86V130H87ZM117 128H118V127H117ZM143 128H144V127H143ZM160 128H162V126H160ZM189 128H190V127H189ZM189 128H188V129H189ZM5 129H4V127H3L4 132H5ZM56 129H57V128H56ZM68 129H70L69 126H68ZM77 129H76V130H77ZM119 129H120V128H119ZM119 129H118V130H119ZM123 129H124V128H123ZM137 129H138V128H137ZM0 130H1V129H0ZM8 130H9V129H8ZM33 130H34V129H33ZM36 130H38V128H37ZM36 130H34V135H33L32 137H36L35 134L37 135V134L39 133V132H38V133H37V132L35 133ZM39 130H40V132H42L44 129H43L42 131H41V129H39ZM71 130H72V129H71ZM78 130H80V128H79ZM81 130H82V129H81ZM84 130H85V129H83L82 131H83L84 134H85V131H84ZM131 130H132V128H131ZM164 130H165V129H164ZM189 130H190V129H189ZM189 130H187L186 132H188ZM11 131H12V130H11ZM45 131H46V130H45ZM113 131H114V129H113ZM123 131H124V130H123ZM177 131H176V132H177ZM2 132H3V131H2ZM2 132H0V134H1ZM13 132H14V134H15V131H14V130L12 131V134H13ZM53 132H54V129H53ZM65 132H67V131H65ZM74 132H73V134H74ZM78 132H79V131H78ZM114 132H115V131H114ZM127 132H128V131H127ZM149 132H150V131H149ZM170 132H172V131H170ZM174 132H175V131H174ZM6 133H7V136H6V138H7L9 132H6ZM10 133H11V132H10ZM25 133H26V132H25ZM30 133H31V132H30ZM70 133H71V132H70ZM70 133H69V134L66 133V136L70 135ZM75 133H76V132H75ZM79 133H80V132H79ZM86 133H87V131H86ZM101 133H102V132H101ZM124 133H125L126 135H128V134L126 133V131H125ZM178 133H177V134H178ZM61 134H62V133H61ZM63 134H65V133H63ZM67 134H68V135H67ZM80 134H82V136H83V133H82V132H81ZM110 134H111V132H110ZM193 134H195V133H193ZM10 135H11V134H10ZM40 135H41V134H40ZM52 135L54 136V134H52ZM74 135H75V134H74ZM76 135H77V133H76ZM141 135H142V134H141ZM141 135H140V136H141ZM162 135H164V134H162ZM171 135H172V134H171ZM11 136H12V135H11ZM15 136H16V137H15ZM15 136H14L15 139L17 138V141H18L19 137L17 136V134H15ZM23 136L25 137V134H24ZM61 136H62V135H61ZM71 136H72V134L70 135V137H71ZM129 136H130V135H129ZM168 136H169L171 139H173L170 135H168ZM172 136H173V135H172ZM1 137H2V135H1ZM4 137H5V136H4ZM4 137H2V139H3ZM27 137H28V136H27ZM30 137H31V136H30ZM37 137H38V136H37ZM112 137H113V136H112ZM125 137H127V138L129 139L128 136H125ZM133 137H135V136H133ZM141 137H142V136H141ZM161 137H162V136H161ZM161 137L157 138V137L155 136L154 139L156 138V139H158V141H160L159 139H160ZM8 138H10V137H8ZM11 138H12V139H11V141H12V140H13V136H12ZM38 138H39V141H40L42 137L40 136V137H38ZM38 138H37V139L34 138V139H36V142L39 143V141H37ZM50 138H51V136H50ZM58 138H59V137H58ZM58 138H57V139H58ZM65 138H66V137H65ZM68 138H69V137H68ZM81 138H82V137H81ZM127 138H126V140H128ZM166 138H167V136H166ZM170 138H169V139H170ZM175 138H176V136H175ZM0 139H1V138H0ZM24 139H25V138H24ZM61 139H62V138H61ZM76 139L79 140L78 137H77V138L75 137V140H76ZM96 139H97V138H96ZM103 139H105V138H103ZM106 139H107V138H106ZM106 139H105V140H106ZM133 139H134V138H133ZM161 139H162V138H161ZM163 139H164V138H163ZM163 139H162V140H163ZM171 139H170V141L172 142ZM176 139H177V138H176ZM179 139H180V138H179ZM184 139H185L184 137H183V139H182V137H181V141H183ZM5 140H6V139H5ZM25 140L29 142V140H27V138H26ZM25 140H24V141H25ZM162 140H161V141H162ZM195 140H196V139H195ZM195 140H194V141H195ZM0 141H1V140H0ZM7 141H8V142H7L8 145H9V143H10V147L12 148L11 145H13V144H12L13 141L10 142L9 139H7ZM26 141H25V142H26ZM42 141L44 142L43 139H42ZM62 141H64V143L66 142V141L64 140V138L62 139ZM62 141H61V142H62ZM67 141H68V139H67ZM103 141H104V140H103ZM103 141H101V142H103ZM106 141H107V140H106ZM128 141H129V140H128ZM128 141H127V142H128ZM135 141H136V138H135ZM137 141H139V140L137 139ZM156 141H157V140H156ZM161 141H160V142H161ZM181 141H180V142H181ZM184 141H185V140H184ZM25 142H24V143H25ZM46 142H47V141H46ZM70 142H71L70 145L72 146V140H71V141L69 140V142H66V144H67V143L69 144ZM110 142H111V141H110ZM124 142H125V141H124ZM124 142H123V143H124ZM139 142H140V141H139ZM171 142H170V143H171ZM195 142H196V141H195ZM4 143H5V142H4ZM4 143H3V144H4ZM16 143H17V142L15 141V144H16ZM29 143H30V142H29ZM38 143H37V144H38ZM40 143L42 144V142H40ZM40 143H39V144H40ZM57 143H58V142L56 141L55 145H57ZM62 143H63V142H62ZM62 143H60V144L62 145ZM77 143H79V141H78ZM105 143H106V142H105ZM105 143H103V144L105 145ZM125 143H126V142H125ZM130 143H131V142H130ZM154 143H155V142H154ZM183 143L186 144V142H183ZM5 144H6V143H5ZM17 144H18V143H17ZM17 144H16V145H17ZM41 144L38 145L39 147H38V146H37V147L40 148V146H42L44 143H43L42 145H41ZM60 144H58V145H60ZM99 144H100V142H99ZM103 144H102V145H103ZM127 144H129V143H127ZM150 144H151V143H150ZM152 144H153V143H152ZM193 144H194V143H193ZM0 145H1V144H0ZM25 145H26V147H27V144H26V143H25ZM29 145H30V144H29ZM44 145L47 146V143L44 144ZM44 145H43L42 147H44ZM64 145H65V144H64ZM90 145H91V144H90ZM102 145H101V146H102ZM124 145H125V144H124ZM129 145H130V144H129ZM132 145H133V144H132ZM170 145H172V143H171ZM187 145H188V144H187ZM2 146H3V145H2ZM13 146H14V145H13ZM32 146H33V145H31V147H32ZM71 146H70V148L73 149V151H77V150H75L77 147L74 148L75 145L72 146V147H71ZM106 146H107V145H106ZM125 146L127 147V145H125ZM130 146H131V145H130ZM183 146H184V144H183ZM185 146H186V145H185ZM185 146H184V147H185ZM188 146H189V145H188ZM3 147H4V146H3ZM6 147H7V144H6ZM6 147H4V148L6 149ZM14 147H15V146H14ZM14 147H13V148H14ZM28 147H30V146H28ZM58 147H59V146H58ZM58 147H57V148H58ZM88 147H89V146H88ZM107 147H108V146H107ZM107 147H106V148H107ZM123 147H124V146H123ZM126 147H125V149H126ZM132 147H133V146H132ZM171 147H172V146H171ZM171 147H170V148H171ZM189 147H190V146H189ZM191 147H192V146H191ZM191 147H190V148H191ZM252 147H253V146H252ZM255 147H256V149L253 151V153H252V157H253V159H254V162H255V160H256L257 163L254 165L253 172H252V173L250 172V174L252 175V176L250 175L251 178H248V174H244V173H243L244 175H242L241 189H242L244 192L247 193V192H248V191H247L248 188H250V194H249V195H250V198H249L250 211H249V216L253 218L252 220H254V221H253V223L255 224L254 229L256 228V229L258 230V229H261V227H263V229H264V226H261V225H264V222H263V221H264V196L262 195V194L264 193V116L262 117V123H261L260 129L257 131V141H256V144H255ZM68 148H69V146L67 147V149H68ZM108 148H109V147H108ZM117 148H118V147H117ZM127 148H128V147H127ZM166 148H167V147H166ZM185 148H186V147H185ZM187 148H188V147H187ZM190 148H188V149H190ZM192 148H193V147H192ZM9 149H10V148H9ZM9 149L7 148V150H9ZM30 149H31V148H30ZM41 149H43V148H41ZM41 149H40V150H41ZM59 149H60V148H58L57 150H59ZM67 149H66V150L62 149V150H64V152L66 151L67 153H68V152L70 153V152H71V149H70V150L68 149L69 151H67ZM91 149H92V148H91ZM102 149H103V148H102ZM119 149H124V148H122V147L120 146ZM168 149H169V148H168ZM193 149H194V148H193ZM193 149H190V150L193 151ZM252 149H253V148H252ZM32 150H34V146H33V149H32ZM35 150H36V146H35ZM35 150H34V151H35ZM88 150H90V149H88ZM88 150H87V153L89 152ZM150 150H151V149H150ZM169 150H170V149H169ZM190 150H188V151H190ZM9 151H10V150H9ZM13 151H14V150H13ZM25 151H27V148H26ZM28 151H29V150H28ZM30 151H31V150H30ZM30 151H29V153H31ZM94 151L96 152V150L93 149V152H94ZM101 151H102V150H101ZM110 151H111V150H110ZM120 151H122V150H120ZM179 151H180V149H179ZM38 152H39V150H37V154H36V155H39ZM66 152H65V153H66ZM97 152H100V148H98ZM122 152H123V151H122ZM122 152H121V153H122ZM131 152H132V151H130V153H131ZM147 152H148V151H147ZM147 152H146V153H147ZM154 152H155V151H154ZM170 152H171V154L173 153V152H172V149L170 150ZM25 153H27V152H25ZM32 153H33V151H32ZM35 153H36V152H34L33 155H34ZM55 153H56V152H55ZM55 153H54V154H55ZM57 153H58V152H57ZM57 153H56V155H54V156L57 157V155H58ZM59 153H60V152H59ZM67 153H66V154H67ZM87 153H86V154H87ZM100 153H101V152H100ZM103 153H105L104 149H103L102 154H103ZM106 153H107V152H106ZM106 153H105V154H106ZM109 153H110V152H109ZM132 153H133V152H132ZM174 153H175V152H174ZM174 153H173V154H174ZM63 154H64V153H63ZM63 154H61V155L63 156ZM95 154H96V153H95ZM98 154H99V153H98ZM98 154H97V155H98ZM126 154H127V153H126ZM183 154H184V153H183ZM27 155H28V154H27ZM72 155H73V154H72ZM97 155H96V156H97ZM109 155H110V154H109ZM116 155H117V154H116ZM123 155H124V152H123ZM144 155H145V154H144ZM156 155H157V154H156ZM184 155H188V154L185 153ZM25 156H26V155H25ZM41 156H42V155H41ZM41 156H38V157H40V159H43V158H41ZM59 156H60V154H59ZM65 156H66V155H65ZM73 156H74V155H73ZM73 156H72V157H73ZM96 156H94V157H96ZM100 156L104 157V154H103V155L100 154L99 156H97L98 159H95L94 157H93V159H95V160L98 161V160H100V158H102V157H100ZM112 156H114V155H112ZM173 156H174V155H172L170 158L173 159ZM30 157H31V156H30ZM34 157H37V156L34 155ZM34 157H32V158H34ZM42 157H43V156H42ZM60 157H61V156H60ZM67 157H71V156H68V154H67ZM74 157H77V156H74ZM97 157H96V158H97ZM99 157H100V158H99ZM107 157H108V156H107ZM157 157H158V156H157ZM161 157H162V156H161ZM176 157H177V156H176V154H175V158H176ZM178 157L180 158V156H178ZM186 157H188V156H186ZM25 158H26V157H25ZM32 158H29V159H31L30 161H32ZM89 158H90V157H89ZM118 158H119V157H118ZM182 158H183V156H182ZM38 159H39V158H37L36 160H37V161H40V160H38ZM67 159H68V158H67ZM72 159H73V158H72ZM77 159H78V158H77ZM119 159H120V158H119ZM185 159H186V158H185ZM34 160H35V158L33 159V161H34ZM60 160H61V159H60ZM60 160H59V161H60ZM64 160L66 161V159H64ZM70 160H71V159H70ZM70 160L68 159L69 162H70ZM95 160H93V161H95ZM101 160L103 161V159H101ZM101 160H100V161H101ZM106 160H108V159H106ZM106 160H105V162H106ZM121 160H122V159H121ZM148 160H149V157H148ZM180 160H181V158H180ZM182 160H184V159H182ZM42 161H43V160H42ZM49 161H50V159H49ZM61 161H63V159H62ZM61 161H60L59 163H61ZM65 161H64V162H65ZM71 161H73V160H71ZM93 161H92V165H91V164H88V165L94 167L95 165H94ZM97 161H96V163H97ZM102 161H101V162H102ZM119 161H120V160H119ZM142 161H143V160H142ZM166 161H167V160H166ZM171 161H172V160H171ZM28 162H29V161H28ZM73 162H74V161H73ZM73 162H72V163H73ZM98 162H99V161H98ZM107 162H109V160H108ZM123 162H124V161H123ZM143 162H144V161H143ZM160 162H163V161H160ZM29 163H30V162H29ZM56 163H57V162H56ZM72 163H71V162L69 163V165L71 164V167H72ZM76 163H77V162H76ZM96 163H95V164H96ZM109 163H111V162H109ZM109 163H107V164H109ZM124 163H125V162H124ZM147 163H148V162H146V164H147ZM151 163H154V162H151ZM156 163H157V162H156ZM179 163H180V162H179ZM181 163H182V164H181ZM181 163H180V164H181V167H183L182 165H184L185 160H184V162L181 161ZM57 164H58V163H57ZM64 164H65V165H64ZM64 164H63V165L65 166V168H68V166L66 167V165H68V164H67V163H64ZM81 164H82V162H81ZM83 164H84V163H83ZM97 164H98V163H97ZM99 164H100V163H99ZM114 164H118V162L116 163V160H115V163H114ZM125 164H126V163H125ZM125 164H124V165H125ZM148 164H150V163H148ZM170 164L172 165V163H170ZM173 164H174V163H173ZM31 165H33V164H30V166H31ZM60 165H61V164H60ZM60 165H58V167H57V165H56L55 167H56V168H59ZM77 165H78V164H77ZM93 165H94V166H93ZM118 165H119V164H118ZM64 166H62V167H64ZM85 166H86V167H84V168L88 169L89 166H88V167H87V165H85ZM111 166H112V165H111ZM114 166H115V165H113L111 168H110L109 166H107V167H109V168L111 169V171L113 172L112 168H116V169L118 168L117 166H115V167H114ZM149 166H151V165H149ZM149 166H148V168H149ZM161 166H162V165H161ZM161 166H160V167H161ZM174 166H175V165H173V167H174ZM184 166H185V165H184ZM28 167H29V166H28ZM73 167H76V166L73 164ZM73 167H72V168H73ZM119 167H121V166H119ZM137 167H138V166H137ZM146 167H147V166H146ZM154 167H155V166H154ZM158 167H159V166H158ZM158 167H155V168H156V169H160V171H162V169H163V171L165 170L164 168H160V167L158 168ZM173 167H172V168H173ZM185 167H186V166H185ZM249 167H250V166H249ZM30 168H32V167H30ZM89 168H90V167H89ZM121 168L125 169L123 166H122ZM121 168H120V169H121ZM139 168H140V167H139ZM174 168H175V167H174ZM178 168H180V165H179ZM178 168H177V169H178ZM186 168H188V166H187ZM59 169L61 170V169H64V168H59ZM81 169H83V168H80V170H81ZM86 169H84V170L86 171ZM92 169H93V168H92ZM116 169H114V171H115ZM123 169H122V170H123ZM128 169H129V168H128ZM137 169H138V168H137ZM180 169H182V168H180ZM180 169H178V171H179ZM183 169H184V168H183ZM183 169H182V171H183ZM248 169H249V168H248ZM64 170H65V169H64ZM64 170H62L61 172H65L67 169H66L65 171H64ZM72 170H73V169H72ZM72 170H71V172H72ZM106 170H107V168H106ZM106 170H105V171H106ZM108 170H109V169H108ZM108 170H107V171H108ZM139 170H141V169H139ZM139 170H137V171H139ZM171 170H172V169H171ZM175 170H176V169H175ZM81 171H82V172H80V171H76V174H78L77 172H80V173L83 174V173H84L83 170H81ZM88 171H89V170H87L86 172H88ZM107 171H106V172H107ZM117 171H119V170L117 169ZM117 171H115V172H117ZM149 171H150V170H149ZM158 171H159V170H157L156 172H158ZM173 171H174V169H173ZM245 171H246L245 173H247V170H245ZM54 172H55V171H54ZM58 172H59V173H57V172H55V173H57V174L60 175V171H58ZM67 172H68V171H66V174H67ZM106 172H105V173H106ZM109 172H110V171H109ZM119 172H121V171H119ZM80 173H79V174H80ZM88 173H89V172H88ZM88 173H87V175H89ZM91 173H92V172H91ZM95 173H96V171H95ZM105 173H104V174H105ZM63 174H64V173H63ZM68 174H70V172H68ZM79 174H78V175H79ZM82 174H80V175H82ZM106 174H107V173H106ZM109 174H110V175H113V174H111V172H110ZM139 174H140V173H139ZM141 174L143 175V172H142ZM150 174H151V172H150ZM150 174H149V175H150ZM154 174H155V173H154ZM74 175H75V174H74ZM78 175H77V176H78ZM85 175H86V173H85ZM85 175H84V176H85ZM87 175H86V176H87ZM145 175H147V174L145 173ZM56 176H57V175H56ZM82 176H83V175H82ZM82 176H81V177H82ZM102 176H103V174H102ZM102 176H101V177H102ZM114 176H115V173H114V175L111 176V177H114ZM136 176H137V175H136ZM140 176H141V175H140ZM150 176H151V175H150ZM154 176H155V175H154ZM154 176H153V177H154ZM158 176H162V174H160V175H158ZM158 176H157V177L155 176V178H154L155 180H153V181L156 182V178H160V177H158ZM59 177L61 178V175L58 176L57 178L59 179ZM73 177H74V176H73ZM96 177H97V176H96ZM103 177H104V176H103ZM103 177H102V180L105 179V177H104V178H103ZM108 177H109V176H108ZM118 177H119V176H118ZM148 177H149V176H148ZM151 177H152V176H151ZM76 178H77V177H75V179H76ZM78 178H79V176H78ZM78 178H77V179H78ZM87 178H88V177H87ZM141 178H142V179L139 178V179H140V180H138L139 182H140V181L143 182V181L146 179V178L144 177V180H143V176H141ZM163 178H164V177H163ZM163 178H162V180L165 179V178H164V179H163ZM92 179H93V178H92ZM114 179H115V178H113L112 181H113ZM116 179H118V178H116ZM149 179H150V178H149ZM151 179H152V178H151ZM60 180H62V178H61ZM108 180H109V179H107V181H108ZM132 180H134V178H133ZM142 180H143V181H142ZM158 180H159V179H158ZM58 181H59V180H58ZM84 181H86V180H84ZM84 181H81V182H84ZM110 181H111V179L109 180V182H106V179H105V182L108 183V184L110 183ZM115 181H116V180H115ZM130 181H131V180H130ZM160 181H161V180H159L158 182H160ZM105 182H104V184H105ZM139 182H138V185L141 184V183H139ZM144 182H145V181H144ZM144 182H143V183H144ZM148 182H149V180H148ZM150 182H151V180H150ZM150 182L148 183V185L150 184ZM162 182H163V181H162ZM0 183H1V182H0ZM51 183H52V182H51ZM87 183H88L87 186L89 187V185H91V181L89 182V180H88ZM87 183H86V184H87ZM89 183H90V184H89ZM102 183H103V181H102ZM133 183H135V185H136V184H137V181L135 180ZM143 183H142V184H143ZM160 183H161V182H160ZM160 183H159V184H160ZM57 184H60V186L57 185L56 187L59 186L58 188H60V187H62V184H63V183L61 184V182L59 181V182H57ZM75 184H76V183H75ZM84 184H85V182H84ZM86 184H85V185H86ZM93 184H94V183H93ZM95 184H96V183H95ZM108 184H105V186L107 187ZM112 184H113V182H112ZM112 184H109V186H111ZM151 184H154V182H153V183L151 182ZM156 184H157V182H156ZM51 185L53 186L54 184H50V185H48V186L51 187ZM76 185H77V184H76ZM82 185H83V184H82ZM82 185H81V186H82ZM85 185H83L84 187H83V186H82V187H83V188H85V187L88 188V187L85 186ZM96 185H97V184H96ZM130 185H132L131 187H133V184H130ZM148 185H146V186L148 187ZM4 186H5V184H4ZM48 186H47V188H48ZM73 186H74V185H73ZM79 186H80V185H79ZM79 186H78L77 188H80ZM100 186H101V188L103 187L102 185H100ZM100 186L98 185V189H99ZM105 186H104V188H105ZM109 186H108V187H109ZM112 186H114V185H112ZM146 186L144 185V186L142 187V185H141L140 187H138V186H136V187H138L139 190H141L140 188H145ZM151 186H153V185H151ZM151 186H150V191H151V188H152ZM92 187H93V186H92ZM54 188H55V187H54ZM94 188H96V187H93L92 189H94ZM112 188H113V187H112ZM134 188H135V187H134ZM138 188H135V189H136V192L138 191V192H137V195H140V194H142V193H143V195H145V194L149 193V191H147L148 189L146 190L147 193L144 192V191H145L144 189H143V192H142V193H141V192L139 193ZM45 189H46V188H45ZM88 189H90V188H88ZM88 189H86V190L88 191ZM92 189H91V193H94V191H93ZM106 189H107V188H106ZM110 189H111V187H110ZM110 189H107V190L110 191ZM129 189H130V188H128V190H129ZM152 189L154 190V187H153ZM48 190H49V189H48ZM50 190H51V188H50ZM79 190H81V189H79ZM79 190H78L77 192H78V194L81 193V195H82V193H83L84 191H86V190H83V192H81L82 190H81V191H79ZM94 190H96V189H94ZM99 190H100V189H99ZM101 190H102V189H101ZM101 190H100V191H101ZM104 190H105V189H104ZM111 190H113V189H111ZM130 190L132 191L133 188L130 189ZM130 190L127 191V192H130ZM153 190H152V191H153ZM239 190H240V189H239ZM20 191H21V190H20ZM46 191H47V190H46ZM46 191H45V192H46ZM74 191H75V190H74ZM87 191H86V192H87ZM92 191H93V192H92ZM105 191H106V190H105ZM133 191H135V190H133ZM51 192H52V191H51ZM53 192H55L54 189H53ZM64 192H66V191H64ZM70 192H72V191H70ZM75 192H76V191H75ZM77 192H76V193H77ZM79 192H80V193H79ZM89 192H90V191H89ZM106 192H107V191H106ZM106 192H104V193L107 195ZM136 192H133L134 194H133L132 192H130V194L132 193L133 196L135 197V196H136V195H135ZM238 192H239V191H238ZM46 193H47V192H46ZM84 193H85V192H84ZM84 193H83V194H84ZM138 193H139V194H138ZM144 193H145V194H144ZM101 194H103L102 191H101ZM61 195L65 196V194H63V192L61 193ZM72 195H73V193H72ZM84 195L86 196V194H84ZM84 195H82V197H83ZM128 195H129V194H128ZM69 196H70V195H69ZM85 196H84V201H85ZM87 196H88V194H87ZM87 196H86V197H87ZM102 196H103V195H102ZM104 196H105V195H104ZM129 196L131 197L132 195H129ZM66 197H67V196H66ZM70 197H71V196H70ZM70 197H69V198H70ZM75 197H76V199H78L77 196H76V194H75ZM75 197H71V198L74 199ZM78 197H79V196H78ZM125 197H126V196H125ZM61 198H63V197H61ZM69 198H67V199H68V202H69V203H72V202L69 201ZM71 198H70V199H71ZM79 198H80V197H79ZM91 198H92V197H91ZM91 198H90V199H91ZM104 198H105V197H104ZM126 198H127V197H126ZM132 198H133V197H131L130 200H132ZM136 198H137V196H136ZM136 198L134 199V201H135V200H138L139 196H138L137 199H136ZM72 199H71V201H73ZM76 199H74V201H75ZM93 199H94V198H93ZM98 199H100V198H98ZM98 199H97V200H98ZM243 199H244V198H243ZM64 200H65V199H64ZM79 200H80V199H79ZM88 200H89V196H88ZM94 200H95V199H94ZM100 200H101V199H100ZM100 200H99V202L97 201V202H98V205H99V203H100ZM128 200H129V199H128ZM61 201H63V199H62ZM77 201H78V200H77ZM81 201H82V198H81ZM78 202H79V201H78ZM92 202H93V200H92ZM130 202H131V204H132L133 200L130 201ZM135 202H136V201H135ZM62 203H63V202H62ZM88 203H89V202H88ZM138 203H139V200H138ZM138 203H137V204H138ZM80 204L82 205V202H80ZM92 204H95V203H92ZM133 204H135V203L133 202ZM67 205H68V203H67ZM67 205H66V206H67ZM72 205H73V203H72ZM72 205H70V206H72ZM89 205H90V204H89ZM89 205L87 204V207H89ZM123 205H124V204H123ZM138 205H139V204H138ZM60 206H61V205H60ZM82 206H83V205H82ZM82 206H81V207H82ZM90 206H92V205H90ZM93 206H94V205H93ZM93 206L91 207L92 209H94ZM132 206H133V205H132ZM132 206H131V208H133ZM134 206H135V205H134ZM72 207H73V206H72ZM98 207H100V206H98ZM67 208H68V206H67ZM69 208H70V207H69ZM79 208H80V207H79ZM96 208H97V207H96ZM246 208H247V207H246ZM59 210H60V209H59ZM66 210H67V209H66ZM66 210H65V211H66ZM68 210H70V211L73 212V209H72V210H71V209H68ZM80 210H82V208H80ZM86 210H88V208H86ZM97 210H98V209H97ZM97 210H94V211H97ZM123 210H124V209H123ZM62 211H63V213H64V210H62ZM84 211H85V210H84ZM88 211H89V210H88ZM92 211H93V210H92ZM68 212H69V211H68ZM90 212H91V211H90ZM90 212H87V213L84 212V213H86V215H87L88 213L90 214ZM97 212H98V211H97ZM53 213H54V211H53ZM53 213H50V214H53ZM57 213H58V212H57ZM73 213H74V212H73ZM73 213H72V215H73ZM76 213H77V212H76ZM113 213H114V212H113ZM123 213H124V212H123ZM69 214H70V213H69ZM69 214L66 212V215H69ZM55 215H56V214H55ZM66 215H65V216H66ZM70 215H71V214H70ZM70 215H69V216H70ZM122 216H123V214H122ZM66 217H67V216H66ZM83 217H84V216H83ZM56 218H57V217H56ZM64 218H65V217H64ZM44 219H46V218H44ZM66 219H69V218H66ZM46 220H47V219H46ZM69 220H70V219H69ZM71 221H72V220H71ZM249 221H250V220H249ZM44 222H45V221H42V223H44ZM249 223H250V222H249ZM66 224H67V220H66L65 225H66ZM113 224H114V223H113ZM254 224H253V226H254ZM41 225H42V224H41ZM47 225H48V224H47ZM62 225H63V224H62ZM131 225H132V224H131ZM136 225H137V224H136ZM48 226H49V225H48ZM126 226H127V225H126ZM41 227H42V226H41ZM96 227H98V225H97ZM107 227H108V226H107ZM111 227H112V226H111ZM136 227H138V226H136ZM251 227H252V226H251ZM39 228H40V227H39ZM48 228H49V227H48ZM108 228H109V227H108ZM252 228H253V227H252ZM42 229H43V227H42ZM42 229H41V230H42ZM49 229H50V228H49ZM49 229H48V230H49ZM51 229H52V228H51ZM105 229H107V228H105ZM133 229H137V228H134V227H133ZM133 229H130V230H133ZM38 230H39V229H38ZM38 230H37V231H38ZM41 230H40V231H41ZM93 230H95V227H94ZM100 230H101V229H100ZM100 230H99V232H100ZM114 230L116 231V229H114ZM49 231H50V230H49ZM96 231H98V230L96 229ZM96 231H95V232H96ZM254 231H255V230H254ZM41 232H43V230H42ZM79 232H81L80 235L84 233L83 231H79ZM82 232H83V233H82ZM88 232H89V230H88ZM91 232H92V231H91ZM93 232H94V231H93ZM106 232H107V231H106ZM106 232H105V233H106ZM113 232H114V231H113ZM113 232H111V233H113ZM36 233L39 234V232H36ZM45 233H46V232H45ZM45 233H44L43 236L46 235ZM70 233H71V232H70ZM77 233H78V232H77ZM249 233H250V231H249ZM12 234H14V233L12 232ZM47 234H48V232H47ZM72 234H74V235L76 236V232H75V233L72 232V233H71V236H70V235H68V236L72 237ZM84 234H85V233H84ZM84 234H83V235H84ZM94 234H96V233H94ZM121 234H122V233H121ZM246 234H247V233H246ZM51 235H52V234H51ZM51 235H50V236H51ZM86 235H87V234H86ZM89 235H90V233H89ZM108 235H109V234H108ZM115 235H116V232H115ZM119 235H120V234H119ZM28 236H29V235H28ZM38 236H39V235H37V237H38ZM58 236H59V235H58ZM78 236H79V235H78ZM84 236H85V235H84ZM92 236H94V235H92ZM109 236H111V234H110ZM121 236H122V235H121ZM45 237H46V236H45ZM45 237H44V238H45ZM63 237H65V236H63ZM85 237H86V236H85ZM85 237H84V238H85ZM103 237L105 238L106 236L103 235ZM107 237H108V236H107ZM251 237H252V238L249 237V238L251 239V243H252V244L254 243V244H256V245L258 244V246H259L260 248L251 249V250L249 249L248 252L250 253V256H251L250 259H252V260H250V259H246L244 262H241V264H243V263H248V264H264V232H263L262 234L259 235V240H258V241H259L260 243L256 242V239H257L258 237L256 238V236H254V234H253ZM66 238H67V237H66ZM73 238H74V240L76 241L77 238H76V237H73ZM82 238H83V237H82ZM101 238H102V237H101ZM104 238H102V239H104ZM108 238H109V237H108ZM110 238H111V237H110ZM112 238H113V236H112ZM38 239H39V238H38ZM48 239H50V238L48 237ZM41 240H42V239H41ZM45 240H47V238H46ZM67 240H68V239H67ZM77 240H78V239H77ZM80 240H81V238H80ZM100 240H101V239H100ZM106 240L108 241V239H106ZM106 240H105V241H106ZM47 241H48V240H47ZM59 241H60V240H59ZM64 241H65V240H64ZM64 241H63V239H62V243H63ZM71 241H72V240H71ZM71 241H70V242H71ZM96 241L99 242V240H96ZM114 241H115V240L110 241V244H111L113 247H115V245H116V244L113 245V243L116 242V241H115V242H114ZM247 241H248V240H247ZM70 242L67 241L66 243L70 244ZM76 242H77V241H76ZM111 242H112V243H111ZM66 243H64V244H66ZM90 243H92V242H90ZM102 243H103V242H102ZM56 244H57V243H56ZM95 244H96V242H95ZM108 244H109V242H108ZM51 245H52V244H51ZM58 245H59V244H58ZM58 245H57V249H58ZM103 245H104V244H102V246H103ZM111 245H110V246H111ZM60 246H61V248H63V246H65V245L62 246V244H60V245H59V249H60ZM66 246H67V244H66ZM94 246H96V245H94ZM112 246H111V247H112ZM83 247H84V246H83ZM91 247H92V246H91ZM99 247H100V246H99ZM103 247H104V246H103ZM103 247H101V248L103 249ZM55 248H56V247H55ZM89 248H90V246L88 247V249H89ZM92 248H93V251H94V248H95V247H92ZM92 248H91V253H92ZM97 248H98V246H97ZM97 248H96V250H97ZM115 248H116V247H115ZM115 248H114V249H115ZM59 249H58V250H59ZM83 249H84V248H82V250H83ZM102 249H101V250L99 249V250L97 251V253L99 254V251L101 252ZM111 249H113V248H111ZM111 249H109V251H110ZM116 249H117V248H116ZM259 249H260V250H259ZM55 250H56V249H55ZM55 250H54V251H55ZM103 250H106V249L104 248ZM0 251H1V250H0ZM12 251H13V250H12ZM78 251H80V250H78ZM78 251H77V252H78ZM84 251H85V253H86V245H85V250H84ZM241 251H242V250H241ZM15 252H16V251H15ZM57 252H58V251H57ZM57 252H56V253H57ZM60 252H61V250L59 251V253H60ZM64 252H65V251H64ZM77 252H74L75 255H76ZM87 252H88V251H87ZM89 252H90V251H89ZM89 252H88V256L90 257ZM94 252H95V251H94ZM94 252H93V253H94ZM243 252H244V251H243ZM22 253H23V252H22ZM70 253H71V252H70ZM74 253H72V254H74ZM79 253H80V252H79ZM93 253H92V255H93ZM104 253H105V252L100 253V254H104ZM11 254H12V253H11ZM11 254H10V255H11ZM63 254H64V253H63ZM82 254H84V253H82ZM232 254H233V253H232ZM232 254H231V255H232ZM2 255H3V253H2ZM10 255H9V256H10ZM12 255H13V254H12ZM77 255H78V254H77ZM77 255H76V256H77ZM85 255H86V254H85ZM110 255L113 256L112 253H111ZM110 255H109V256H110ZM15 256H16V254H15ZM81 256H82V255L79 254V257H81ZM88 256L86 255L85 258H87ZM93 256H95V255H93ZM97 256H98V255H97ZM0 257H1V255H0ZM3 257H4V256H3ZM3 257H1V258H3ZM50 257H51V256H50ZM50 257H49V258H50ZM91 257H92V256H91ZM91 257H90V258H91ZM99 257H103V258H104V256H101V255H99ZM115 257H116V256H115ZM13 258H17V257H13ZM47 258H48V257H47ZM90 258H88V259H90ZM92 258H93V257H92ZM111 258H113V257H111ZM53 259H54V258H52V260H53ZM72 259H73V257H72ZM82 259H84V256L81 257V260H82ZM88 259H86V260H88ZM93 259H94V258H93ZM96 259H99V258L97 257ZM48 260H50V261L48 262V263H50V262H51V259H48ZM55 260H56V258H55ZM73 260H74V259H73ZM91 260H92V259H91ZM101 260H102V259H100V261H101ZM249 260H250V261H249ZM10 261H11V260H10ZM42 261H43V260H42ZM53 261H54V260H53ZM69 261H70V260H69ZM82 261H83V260H82ZM89 261H90V260H89ZM89 261H88V262H89ZM97 261H98V260H97ZM107 261H108V260H107ZM6 262H7V261H6ZM11 262H13V259H12ZM15 262H16V260H15ZM15 262H14V263H15ZM60 262H61V261H60ZM79 262H80V261H78V264H79ZM83 262H84V261H83ZM88 262H87L86 264H88ZM90 262H91V261H90ZM101 262H102V261H101ZM114 262H115V261H114ZM16 263H17V262H16ZM71 263H73V261H71ZM91 263H92V262H91ZM91 263H89V264H91ZM97 263H98V262H97ZM105 263H106V262H105ZM105 263H104V264H105ZM109 263H110V261H109ZM115 263H117V262H115ZM115 263H114V264H115ZM0 264H6V263H5L3 260L0 259ZM43 264H44V263H43ZM45 264H46V263H45ZM51 264H52V262H51ZM112 264H113V263H112Z\"/></svg>", "mask_w": 264, "mask_h": 264}]
</instances>
